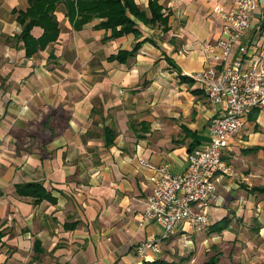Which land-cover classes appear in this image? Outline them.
Returning a JSON list of instances; mask_svg holds the SVG:
<instances>
[{
	"label": "crops",
	"instance_id": "crops-1",
	"mask_svg": "<svg viewBox=\"0 0 264 264\" xmlns=\"http://www.w3.org/2000/svg\"><path fill=\"white\" fill-rule=\"evenodd\" d=\"M35 1L0 0V264H190L201 251L204 264L215 249L218 264H264V109L227 140L234 171L217 179L210 223L136 252L162 232L141 221L159 174L139 159L180 173L211 141L222 107L192 75L217 64L206 47L234 0H154L168 13L154 23L137 13L150 19L151 0H129L124 34L65 0ZM251 20L229 56L243 68L264 49V0Z\"/></svg>",
	"mask_w": 264,
	"mask_h": 264
},
{
	"label": "built area",
	"instance_id": "built-area-1",
	"mask_svg": "<svg viewBox=\"0 0 264 264\" xmlns=\"http://www.w3.org/2000/svg\"><path fill=\"white\" fill-rule=\"evenodd\" d=\"M257 7L258 0H234L229 9L221 11L222 36L206 47L217 64L192 75L210 102L222 107L211 120V141L188 152L187 168L180 173L172 171L170 162L155 167L147 159H139L140 164L159 174L141 221L162 228L159 236L149 237L137 246L140 259L159 255L163 241L183 224L201 228L210 223L208 202L217 193V179L234 171L224 158L227 140L245 128L253 110L264 109V49L259 59L250 60L245 68L241 60L229 62L235 45L252 29V12ZM248 50L245 43L239 48L242 55Z\"/></svg>",
	"mask_w": 264,
	"mask_h": 264
},
{
	"label": "trees",
	"instance_id": "trees-1",
	"mask_svg": "<svg viewBox=\"0 0 264 264\" xmlns=\"http://www.w3.org/2000/svg\"><path fill=\"white\" fill-rule=\"evenodd\" d=\"M45 0H36L35 3H41ZM53 0H48V2L52 5ZM57 1V0H55ZM66 3L71 7H75L78 13L82 14L83 19H87L88 16L91 15H101L107 17L105 22L106 25L111 26L113 29H116L118 25H121V29L118 30L117 34H124L129 32L130 29H133L134 21L126 14L127 6L129 5V0H125V4L122 3V0H65ZM34 6V5H33ZM33 6L29 11L32 13L36 11V8ZM150 8L152 10V17L148 19L144 12L137 11L138 15L144 22L154 23L157 20H162L163 22L166 21L168 13L165 11L156 1L151 0ZM51 10V7L45 10V14ZM28 12V13H29ZM33 26V23L30 25H26L24 37H28L29 30ZM126 54V52L119 53L118 57L121 55ZM123 59V58H122ZM35 184H30V186ZM41 198V196H40ZM225 219L223 220V224L221 225V229L225 224ZM219 255L220 251L215 249V253L211 255L204 264H218L219 262ZM145 264H180L177 262H168L165 259H151L145 261Z\"/></svg>",
	"mask_w": 264,
	"mask_h": 264
},
{
	"label": "rangeland",
	"instance_id": "rangeland-1",
	"mask_svg": "<svg viewBox=\"0 0 264 264\" xmlns=\"http://www.w3.org/2000/svg\"><path fill=\"white\" fill-rule=\"evenodd\" d=\"M207 226V225H206ZM206 226H203V227H206ZM203 227H201V228H203ZM194 228H197V227H194ZM201 228H197V229H201ZM186 243H187V241H185ZM195 242V241H194ZM183 251H184V253H185V257L186 256H188V253L189 252H187L188 251V249L185 247L184 249H183ZM210 253H212V254H214L215 253V250H212ZM206 256V254L203 252V251H201V252H199L197 255H195L193 258H197L196 260H193L190 264H202V260L204 259V257ZM192 257L190 258V259H192ZM195 261V262H194Z\"/></svg>",
	"mask_w": 264,
	"mask_h": 264
}]
</instances>
